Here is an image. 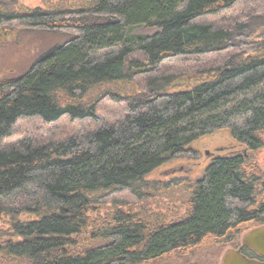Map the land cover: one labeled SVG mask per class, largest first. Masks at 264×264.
<instances>
[{"label": "trees", "instance_id": "1", "mask_svg": "<svg viewBox=\"0 0 264 264\" xmlns=\"http://www.w3.org/2000/svg\"><path fill=\"white\" fill-rule=\"evenodd\" d=\"M57 1L0 0V34L55 36L0 78V264H221L264 225L257 163L218 156L181 209L145 202L203 139L264 147V0Z\"/></svg>", "mask_w": 264, "mask_h": 264}, {"label": "rangeland", "instance_id": "2", "mask_svg": "<svg viewBox=\"0 0 264 264\" xmlns=\"http://www.w3.org/2000/svg\"><path fill=\"white\" fill-rule=\"evenodd\" d=\"M18 4L16 7L19 9L26 11L31 8L35 7H44L49 6L51 3L54 5H61L62 1L57 0H17ZM69 0L65 3L67 4ZM0 78L4 76H8L10 74L21 73L22 71L26 70L31 62L38 56V54L43 51L47 46L52 45L55 41V36L52 34H46L45 32L41 31H26L22 30L16 34V36H9L8 34L1 33L0 34ZM243 148V147H241ZM252 160L255 161L264 169V147L257 150L255 154H251ZM186 162L185 159L177 160L175 162L167 163L157 169L151 176V179L154 180H162V183H169L173 182L176 185L179 184L177 187H172L175 193L171 195L169 198L168 195L164 196V193H159L153 198L151 201L145 202V206L157 208L161 211L167 212V207L172 206L174 209H181L182 203L185 200L186 186L188 183L193 182L190 174L185 170H179L181 168L182 163ZM185 169H190V166H186ZM194 171V170H193ZM154 177V178H152ZM204 255L208 251L209 254L213 252V254H218L220 251L213 249L212 246L204 245L202 249ZM201 251V252H202ZM221 254V258H222ZM206 257V256H202ZM212 259L214 256L210 255ZM222 261V259H221Z\"/></svg>", "mask_w": 264, "mask_h": 264}, {"label": "flooded vegetation", "instance_id": "3", "mask_svg": "<svg viewBox=\"0 0 264 264\" xmlns=\"http://www.w3.org/2000/svg\"><path fill=\"white\" fill-rule=\"evenodd\" d=\"M203 138H205V137H203ZM193 149H194V153H195L194 157L192 159L186 160V162H183L182 163L183 165H181V168L179 170H181V169L185 170L189 174L192 170L191 177L193 178L192 181H193L195 188H197L199 186L200 182L204 179V176H205L204 172H205L206 168L218 156H223V155L241 156V155H245L242 157L243 162H245V163L250 162L254 165L256 164L254 160L246 159V157L248 158L252 153L255 154V152L257 151V150H252L249 148H241V147H239V148H227V146L221 145L218 142H205L203 139L199 143L197 142V145ZM186 166H190V169L189 170L185 169ZM250 177H252V175ZM254 177L256 179V180H254V182H255L254 185L255 186L261 185V183H260L261 175H255V176H253V178ZM256 227H259V226H256ZM256 227H249L250 229H248L242 235V241H243L245 234H247L250 230H252ZM235 248H238V247H235ZM244 251L250 252L251 255L258 257L257 254L253 250H251L250 248H246L243 250V252Z\"/></svg>", "mask_w": 264, "mask_h": 264}, {"label": "water", "instance_id": "4", "mask_svg": "<svg viewBox=\"0 0 264 264\" xmlns=\"http://www.w3.org/2000/svg\"><path fill=\"white\" fill-rule=\"evenodd\" d=\"M250 248L258 257H250L243 250ZM221 264H264V225L245 234L242 244L229 248L222 257Z\"/></svg>", "mask_w": 264, "mask_h": 264}]
</instances>
